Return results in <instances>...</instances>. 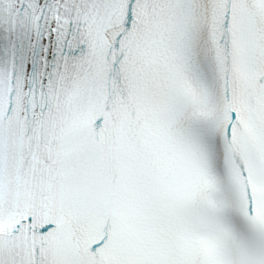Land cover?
Returning <instances> with one entry per match:
<instances>
[{"label": "snow or ice", "instance_id": "1", "mask_svg": "<svg viewBox=\"0 0 264 264\" xmlns=\"http://www.w3.org/2000/svg\"><path fill=\"white\" fill-rule=\"evenodd\" d=\"M0 264H264V0H0Z\"/></svg>", "mask_w": 264, "mask_h": 264}]
</instances>
